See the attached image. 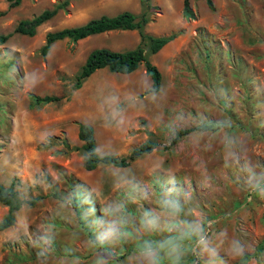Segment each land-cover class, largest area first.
Segmentation results:
<instances>
[{"label":"rangeland","instance_id":"obj_1","mask_svg":"<svg viewBox=\"0 0 264 264\" xmlns=\"http://www.w3.org/2000/svg\"><path fill=\"white\" fill-rule=\"evenodd\" d=\"M189 3L188 19L183 0H150L144 33L172 36L156 53L134 29L58 40L43 55L49 31L146 8L141 0H0L8 36L0 43V183L37 198L0 231V264H140L145 241L178 238L188 223L202 226L209 251L186 238L176 264H264V198L249 183L264 177V0ZM45 9L56 11L33 36L14 31ZM138 45L161 72L156 93H145L143 64L129 74L98 69L73 87L93 49ZM31 94L58 100L33 104ZM78 123L93 128L99 154L156 146L126 167L87 171ZM205 124L216 127L198 129ZM166 200L179 205L174 216ZM7 211L0 203V221ZM146 212L160 215L156 228L145 226ZM109 225L118 235L101 244Z\"/></svg>","mask_w":264,"mask_h":264},{"label":"trees","instance_id":"obj_2","mask_svg":"<svg viewBox=\"0 0 264 264\" xmlns=\"http://www.w3.org/2000/svg\"><path fill=\"white\" fill-rule=\"evenodd\" d=\"M7 1L10 7L19 5L21 2V0ZM205 2L210 9H213L212 0H205ZM141 4L146 10L142 12L139 17L131 11L124 10L113 16L101 15L100 17L90 19L85 24L79 26L65 27L60 30L49 31L45 35V43L41 46L40 51L43 55H46L51 44L58 40L69 39L77 41L90 35L106 31L136 29L139 32L141 42L146 40L150 52L156 53L172 38V36H151L144 33L143 28L149 21L146 12L152 6L150 0H141ZM55 11L56 9H45L30 19H22L17 23L14 31L19 34L33 36L36 33L37 27L50 19L55 14ZM1 14L2 12H0V15ZM182 14L185 18H194L195 15L190 7L189 0H183ZM7 37V35H0V43L6 41ZM140 64L144 65L145 73L151 79V85L145 93H156L161 86V72L147 58L142 45H138L136 48L125 51L111 50L106 47L93 49L86 57L76 75L73 87L79 88L82 82L98 69L105 68L112 73L129 74L135 71ZM31 98L33 99V104L49 103L58 100V97L54 95L40 96L31 94ZM215 127L216 126H213L212 124H205L198 129L214 130ZM183 133H185V131L180 132V134ZM77 136L79 140L83 142L82 149L85 152L84 169L87 171L93 170L100 164L126 167L131 161L144 154L150 153L156 146L154 141L148 140L133 148L127 156L118 157L113 154H99L97 152L94 131L90 125L78 123ZM174 141H176V139H173V142ZM36 200L37 198L23 200L18 196L13 183L10 186H4L0 183V203L8 208L7 214L0 221V231L15 223V212L18 211L24 203L33 205ZM72 205L77 211V204L73 203ZM249 257V254H244L240 259L241 263H245Z\"/></svg>","mask_w":264,"mask_h":264},{"label":"clouds","instance_id":"obj_3","mask_svg":"<svg viewBox=\"0 0 264 264\" xmlns=\"http://www.w3.org/2000/svg\"><path fill=\"white\" fill-rule=\"evenodd\" d=\"M249 183L254 190H258L261 198H264V177L256 178L250 177ZM163 207L171 209L169 216H174L179 211V205L172 201H164ZM160 220V215L153 212H146L144 214V224L148 228H156ZM183 222L172 224L171 227H179ZM184 230L180 233L178 238L166 241L152 242L145 241L140 246L138 251V258L140 264H160L162 253L170 260V264H176L182 251V241L186 238L195 236L197 243L201 246L203 251H209L207 239L203 233L202 226L198 223H188L183 225ZM171 230V229H170ZM118 235V229L114 225H109L107 230L97 237L99 243L103 244L106 240H112ZM233 250L239 252L241 249L238 246H233ZM98 264H105L103 260L98 261Z\"/></svg>","mask_w":264,"mask_h":264}]
</instances>
